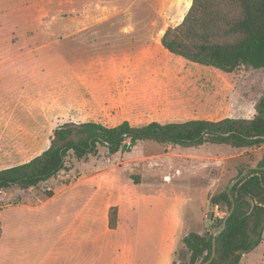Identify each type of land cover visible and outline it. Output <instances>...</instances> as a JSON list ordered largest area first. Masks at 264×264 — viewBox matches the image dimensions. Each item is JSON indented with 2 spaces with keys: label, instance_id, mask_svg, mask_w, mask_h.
Returning a JSON list of instances; mask_svg holds the SVG:
<instances>
[{
  "label": "rangeland",
  "instance_id": "1",
  "mask_svg": "<svg viewBox=\"0 0 264 264\" xmlns=\"http://www.w3.org/2000/svg\"><path fill=\"white\" fill-rule=\"evenodd\" d=\"M191 1L0 0V169L41 153L53 129L73 120L113 126L247 115L264 90L262 69L223 73L159 43V32L179 23ZM81 20L101 23L82 32L66 25ZM115 64L120 75L103 85ZM84 85L97 86L102 97L76 118L74 89ZM263 152L264 144L181 149L139 141L113 155L100 147L83 160L69 156L63 170L37 187L0 191V210L10 198H45L47 191L57 199H109L116 225L88 231L93 264H117L122 244L125 263L185 264L182 238L211 230L212 217L223 215L209 196ZM56 202L45 211L62 207ZM241 264H264V226Z\"/></svg>",
  "mask_w": 264,
  "mask_h": 264
},
{
  "label": "trees",
  "instance_id": "2",
  "mask_svg": "<svg viewBox=\"0 0 264 264\" xmlns=\"http://www.w3.org/2000/svg\"><path fill=\"white\" fill-rule=\"evenodd\" d=\"M159 41L169 53L223 73L241 67L264 71V0H192L182 20L167 27ZM254 110L250 118H191L143 125L127 120L113 126L94 121L65 122L53 129L49 145L41 153L0 169V191L37 187L63 170L69 156L83 160L96 155L100 147L111 155L128 151L139 141L181 149L204 144L259 147L264 144V90L254 102ZM249 165L242 166L234 178ZM256 165L264 166V152ZM229 184L209 196V203L223 212L221 217H212L211 230L189 232L182 238L185 264H202L209 258L212 236L231 206ZM230 194L234 210L216 236V252L209 264H241L242 255L262 240L264 169L249 170L230 188ZM51 195V191L45 192L46 197ZM115 225L116 209H110L108 226L114 229Z\"/></svg>",
  "mask_w": 264,
  "mask_h": 264
},
{
  "label": "crops",
  "instance_id": "3",
  "mask_svg": "<svg viewBox=\"0 0 264 264\" xmlns=\"http://www.w3.org/2000/svg\"><path fill=\"white\" fill-rule=\"evenodd\" d=\"M100 23V20H81L70 21L66 25L72 26L74 32H82ZM118 66L113 65L110 72L103 74V85L120 75L117 70L122 66ZM98 89L97 86L88 85L74 89L75 102L71 106L74 117H83L89 101L102 97L96 95L95 90ZM254 113L253 103L252 110L247 115L225 117L250 118ZM87 121L99 122L89 119L69 122ZM54 201L62 207L45 211V206ZM110 205L109 199L103 202L95 196H71L63 199L50 196L28 200L22 197L10 198L4 209L0 210V264H93L91 252L86 249L88 231L94 224L104 227L106 232L114 231L108 226ZM124 256L125 247L122 244L117 264L127 263Z\"/></svg>",
  "mask_w": 264,
  "mask_h": 264
},
{
  "label": "water",
  "instance_id": "4",
  "mask_svg": "<svg viewBox=\"0 0 264 264\" xmlns=\"http://www.w3.org/2000/svg\"><path fill=\"white\" fill-rule=\"evenodd\" d=\"M163 33H164V31H163ZM163 33L161 34V36L163 35ZM251 169H264V166L249 165V166H247L246 168H244V169L241 171V173H240L238 176H236V177L230 182V184H229V186H228L227 193H228V196H229L230 201H231V206H230L228 212H227V213L224 215V217L222 218L221 225H220L218 231L212 236V251H211V254H210L209 258L206 259L204 262H202V264H209V263L212 261V259L214 258V256H215V252H216V236L224 230V228H225V226H226V221H227V219L231 216V214H232V212H233V210H234V206H235V204H234V199H233L232 195L230 194V188H231L236 182H238V181L242 178V176H244V175H245L249 170H251Z\"/></svg>",
  "mask_w": 264,
  "mask_h": 264
},
{
  "label": "bare ground",
  "instance_id": "5",
  "mask_svg": "<svg viewBox=\"0 0 264 264\" xmlns=\"http://www.w3.org/2000/svg\"><path fill=\"white\" fill-rule=\"evenodd\" d=\"M163 33V30L159 32V34L161 35Z\"/></svg>",
  "mask_w": 264,
  "mask_h": 264
},
{
  "label": "built area",
  "instance_id": "6",
  "mask_svg": "<svg viewBox=\"0 0 264 264\" xmlns=\"http://www.w3.org/2000/svg\"><path fill=\"white\" fill-rule=\"evenodd\" d=\"M128 145H129V142H128Z\"/></svg>",
  "mask_w": 264,
  "mask_h": 264
}]
</instances>
